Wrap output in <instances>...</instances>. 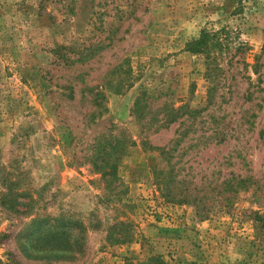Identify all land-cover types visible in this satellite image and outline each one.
Instances as JSON below:
<instances>
[{"label":"rangeland","instance_id":"obj_1","mask_svg":"<svg viewBox=\"0 0 264 264\" xmlns=\"http://www.w3.org/2000/svg\"><path fill=\"white\" fill-rule=\"evenodd\" d=\"M10 181L33 202L0 198V264H264V0H0Z\"/></svg>","mask_w":264,"mask_h":264},{"label":"trees","instance_id":"obj_2","mask_svg":"<svg viewBox=\"0 0 264 264\" xmlns=\"http://www.w3.org/2000/svg\"><path fill=\"white\" fill-rule=\"evenodd\" d=\"M129 4V6L132 5ZM96 37L94 34L92 38ZM99 37V36H98ZM95 38L94 41L84 40L81 44L73 42L69 46L70 47H64L59 46L55 49L56 54L61 59L59 60L64 64L66 67L73 66L74 64H81L84 65L86 61L90 58V56L99 50H101L103 47V42L99 38ZM107 46V45H106ZM215 47H221V43L217 40L215 33L211 34L208 31L203 30L201 32V35L198 40H195L189 44V48H191V52L193 53H199V54H208L212 48ZM71 49V50H70ZM73 51V56L71 55V51ZM62 53V54H61ZM72 56V57H71ZM117 87H121V85H117ZM120 89V88H117ZM117 89H115L117 91ZM119 91V90H118ZM142 99V98H141ZM137 103L135 104V114L140 115L141 109H140V99H137ZM169 111V116H170ZM138 117V116H137ZM110 148V146H109ZM105 150V149H104ZM5 181V178L1 180V183ZM252 182L250 178H240V177H233V183L231 185L232 191H233V197L236 196V194L242 190L246 191L251 186ZM4 185V184H1ZM9 188H7L5 193L3 194L2 191L0 193L1 199H3V203L5 200V204L8 205L9 209L16 211L21 206H24L23 203H20V199H28L27 203H32V198L29 197V193L25 191H21L18 189V182L9 183ZM5 189V188H4ZM19 190V191H18ZM17 191V192H16ZM23 214L24 212L21 211ZM257 222L261 224V228H264V214L260 216L257 215ZM27 217H30L28 215ZM26 217V218H27ZM64 220H57V219H49L48 217L45 218H33L30 223L27 225L30 230H28V235L32 236L33 234H39L42 229L44 228H56V227H65V222H62ZM144 264H163V262L160 260L157 256H152L147 259V262Z\"/></svg>","mask_w":264,"mask_h":264}]
</instances>
